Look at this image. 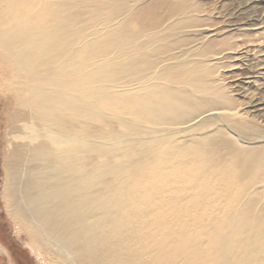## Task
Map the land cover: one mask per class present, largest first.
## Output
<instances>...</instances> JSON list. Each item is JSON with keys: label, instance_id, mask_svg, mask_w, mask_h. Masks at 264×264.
I'll use <instances>...</instances> for the list:
<instances>
[{"label": "bare ground", "instance_id": "bare-ground-1", "mask_svg": "<svg viewBox=\"0 0 264 264\" xmlns=\"http://www.w3.org/2000/svg\"><path fill=\"white\" fill-rule=\"evenodd\" d=\"M213 10L0 0L4 198L37 258L264 264V126L217 78L238 39Z\"/></svg>", "mask_w": 264, "mask_h": 264}, {"label": "rangeland", "instance_id": "rangeland-1", "mask_svg": "<svg viewBox=\"0 0 264 264\" xmlns=\"http://www.w3.org/2000/svg\"><path fill=\"white\" fill-rule=\"evenodd\" d=\"M199 1L214 9L210 27L204 26L206 29H217V33L221 34L232 33L233 40L238 39L236 49L224 52L220 60L221 67L217 75L219 82L225 86L228 95L241 104L240 113L264 126V0ZM10 97L9 93L0 90V264H50L47 254L42 257L43 260L37 258L26 233L18 230L7 211L4 187L7 177L6 159L10 149L8 126L13 112ZM242 136V141H250L249 135ZM263 142L258 140L253 144Z\"/></svg>", "mask_w": 264, "mask_h": 264}]
</instances>
